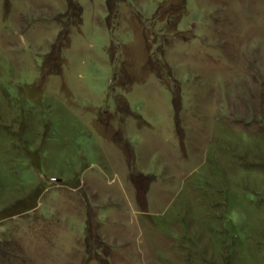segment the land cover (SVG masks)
Masks as SVG:
<instances>
[{
	"label": "rangeland",
	"instance_id": "rangeland-1",
	"mask_svg": "<svg viewBox=\"0 0 264 264\" xmlns=\"http://www.w3.org/2000/svg\"><path fill=\"white\" fill-rule=\"evenodd\" d=\"M0 264H264V0H0Z\"/></svg>",
	"mask_w": 264,
	"mask_h": 264
}]
</instances>
